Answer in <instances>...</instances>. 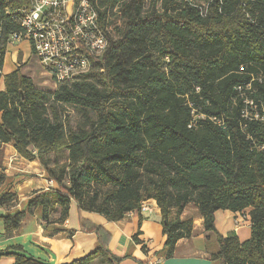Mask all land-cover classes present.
Listing matches in <instances>:
<instances>
[{
    "label": "trees",
    "instance_id": "1",
    "mask_svg": "<svg viewBox=\"0 0 264 264\" xmlns=\"http://www.w3.org/2000/svg\"><path fill=\"white\" fill-rule=\"evenodd\" d=\"M120 1L101 0L100 5ZM143 2L131 0L112 15L101 11L109 42L105 53L88 73L59 84L49 95L19 68L3 75L9 36L19 27L8 11L20 3L0 0V79L5 84L0 142L12 143L25 159L38 160L58 183L57 189L30 198L28 211L40 206L46 216L57 201L65 218L74 200L82 210L117 221L154 199L166 235L162 255L170 257L177 242L193 233L194 218L181 216L195 203L205 231L216 237L212 259L264 264V121L243 116L247 99L264 115V0H162L160 9L146 14ZM59 103L78 106L89 127L65 133ZM47 104L52 118L46 115ZM192 121L196 125L189 127ZM63 149L67 161L51 166L48 155ZM142 169L159 179L143 185ZM7 180L1 158L0 182ZM103 185L109 188L102 193L97 187ZM220 209L248 210L250 238L220 234L214 219ZM25 213L0 215L6 232L16 230ZM82 228L95 232L98 244L64 264L123 259L110 251L105 228ZM133 239L139 240L137 234ZM12 249L23 250L20 245ZM2 256L14 257L13 264H48L15 251Z\"/></svg>",
    "mask_w": 264,
    "mask_h": 264
},
{
    "label": "crops",
    "instance_id": "2",
    "mask_svg": "<svg viewBox=\"0 0 264 264\" xmlns=\"http://www.w3.org/2000/svg\"><path fill=\"white\" fill-rule=\"evenodd\" d=\"M10 45L31 47L28 41ZM19 56L23 60L26 59V56L17 50L12 52L11 62L16 63V66L13 69H8L6 74L17 69ZM5 63L6 57L4 65ZM43 73L49 76L45 71ZM0 81L2 83L0 90H4L3 77ZM4 146L2 159L4 171L14 186L13 192H17L20 198L16 205H9L8 207L2 205L5 209L2 211L3 213L0 212V215L16 211H25L26 213L22 217L19 227L13 232H6L3 225L4 232L0 236V252H19L48 264L70 263L96 248L98 244L96 233L82 228V224H96L109 232L111 236L110 251L116 256L123 257L120 262H115V264H219L218 260L211 257L212 253L218 250L216 237L214 234L205 231L203 217L199 213L193 217L194 230L192 235L181 238L177 242L173 256L164 257L162 252L166 235L163 232L160 208L154 199H148L152 211H131L117 221L109 220L104 214L95 211L82 210L74 200L69 202L65 218L61 216L62 205L57 201L49 208L46 216H43L40 206L33 207L28 211L30 198L36 193L57 189L58 183L54 182L50 186L48 179L43 177L45 174L43 166L42 169L34 167L32 164L35 161H29V165L32 167L30 172L40 173V178L34 176V180H30L28 183L26 182V185L21 186L18 182L21 178L17 177L18 171L16 169L19 164L25 165L20 161V159L24 160V157L16 151L12 143L4 144ZM27 188L29 191H36L27 196L21 192ZM184 214L186 216L187 210ZM181 217L183 218V216ZM214 219L220 234L224 236L236 234L241 240L250 238L251 221L248 210L239 213L220 209L215 212ZM136 234L138 241L133 239ZM13 245H20L23 250L12 249ZM14 260L12 256H2L0 257V264H13ZM94 264L105 263L96 261Z\"/></svg>",
    "mask_w": 264,
    "mask_h": 264
},
{
    "label": "built area",
    "instance_id": "3",
    "mask_svg": "<svg viewBox=\"0 0 264 264\" xmlns=\"http://www.w3.org/2000/svg\"><path fill=\"white\" fill-rule=\"evenodd\" d=\"M18 1L20 5L8 11L19 24L10 34L9 44L28 41L56 85L79 79L92 69L93 60L105 53L109 42L107 29L101 23V0ZM250 87L248 84L247 88ZM238 90L244 94L241 86ZM246 102L249 106L243 110V116L264 121L255 103L249 99ZM195 125L192 121L189 127ZM54 182L50 179L49 185ZM152 210L148 200L141 202L140 212Z\"/></svg>",
    "mask_w": 264,
    "mask_h": 264
},
{
    "label": "rangeland",
    "instance_id": "4",
    "mask_svg": "<svg viewBox=\"0 0 264 264\" xmlns=\"http://www.w3.org/2000/svg\"><path fill=\"white\" fill-rule=\"evenodd\" d=\"M129 1H131V0H121L118 4H116L114 6L104 5L102 10H104L106 8L108 10L109 15H112L114 13H117L119 10H121L122 6ZM201 3L205 4V1H202ZM161 5H162V0H144L143 8H142L143 14L149 13L153 9H157V10L160 9ZM7 46L8 47H7V53H6V63H5V65H3V68H2L3 75L6 74L8 69H13L16 66V63L11 62V54L14 50H17L22 55L24 54L26 56V59H24V60L22 57L19 56V59L17 62V68L20 69L22 74L29 77L35 83V85L37 86L38 89H41V90L47 92L49 95H52L54 90L59 86V84L56 85L53 77H49L50 76L49 74H48L49 76H47L43 73V71L46 72V70L44 68H42V65L39 63V61L37 60V58L33 54L31 47H20L19 45L17 46V45H10V44ZM28 56H29V58H28ZM161 68L163 70H165V65H163ZM94 71H100V70H98V68H97V69H94ZM46 74H47V72H46ZM90 80L93 81V83L100 85V83L96 77H92V78H90ZM1 81H0V84H2ZM0 87H1V85H0ZM4 90H5V85H4ZM49 104H47L46 115L48 117L52 118V114H51V111L49 109ZM57 108H58V114H59L60 120L63 121V123H64L65 133H68L70 130H78L80 128V126H82V127L87 126V128L89 127L88 126L89 125L88 120L83 116V114H82V112L78 106L73 105V104L59 103V104H57ZM90 116L92 118V121H95L97 119L94 112H91ZM4 149H5L4 143L0 142V159L1 158L3 159ZM67 155H68V151L66 149H63V150L58 151V152L50 153L48 155L47 159H48L49 164L51 166H53L55 161L60 163V164H63L64 162H66L67 161ZM20 161H22L25 164L24 166L22 164L17 165L18 167L16 169V171H18L17 177L21 178L18 181L21 186L26 185V182L28 183L30 180H34V178H33L34 176L37 178H40L39 177L40 173L30 172V169L32 170V167L29 165L30 160L24 158V160L20 159ZM33 161H35V163L32 164V165H34V167H39L42 169V165L40 164V162L38 160H33ZM17 162H19V161H17ZM30 162H32V161H30ZM142 172L143 173H142L141 183L143 185L153 183V181H156L159 179L158 175L153 174V173H149V172L145 171L144 169H142ZM43 177H46L48 179V182L50 181V179L47 177L46 172H45ZM93 188H94V186H91V188L89 190H92ZM97 188L103 193V192H105L106 189L109 188V186L103 185V186H98ZM13 191H14V186L12 185V183H10V180L0 182V197L4 194L11 195L9 198L5 199L4 202L0 201V212H2L3 209H5V207H8L9 205H16L17 202H19L20 197L18 196V193L13 192ZM35 191L36 190L29 191L28 188L26 190H24V189L21 190V192L25 193L27 196H30ZM14 197H16V200L13 201ZM2 205H6V206L4 207ZM185 210H187V214L185 216V214L183 213L182 214L183 218L194 217L197 213H199L198 208H197L195 203H189ZM173 211H175V210H173ZM3 232H4L3 221L0 219V236Z\"/></svg>",
    "mask_w": 264,
    "mask_h": 264
}]
</instances>
